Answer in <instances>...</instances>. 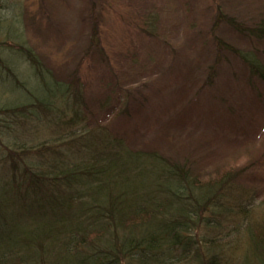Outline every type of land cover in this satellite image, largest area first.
<instances>
[{
    "label": "rangeland",
    "instance_id": "1",
    "mask_svg": "<svg viewBox=\"0 0 264 264\" xmlns=\"http://www.w3.org/2000/svg\"><path fill=\"white\" fill-rule=\"evenodd\" d=\"M218 12L226 21H217ZM0 18V56L21 83L0 77V112L46 100L49 110L0 115V190L11 177L5 145L44 144L58 151V160L66 159L90 131L104 130L131 151L191 159L200 180L222 169L240 170L224 199L233 212V206H249L254 223L264 218V82L244 61L256 60L264 68V39L230 26L264 24V0H2ZM93 22L107 63L90 49ZM215 39L232 53L217 59ZM21 47L43 65L47 88L15 51ZM213 67L214 88L203 87ZM74 80L81 87L80 104L64 94ZM73 130L85 133V140L71 138ZM210 216L203 215L197 232L190 229L200 246L215 236L204 227ZM231 219L221 218L234 257L244 249L246 227L235 231ZM7 238L9 232L0 234V244ZM192 243L197 244L195 237ZM194 252L189 247V254Z\"/></svg>",
    "mask_w": 264,
    "mask_h": 264
},
{
    "label": "trees",
    "instance_id": "2",
    "mask_svg": "<svg viewBox=\"0 0 264 264\" xmlns=\"http://www.w3.org/2000/svg\"><path fill=\"white\" fill-rule=\"evenodd\" d=\"M216 18L226 21L220 12ZM9 24L17 26L14 21ZM95 24L90 49L107 63ZM230 26L244 36L264 39V24ZM214 44L217 59L232 53L223 41L215 39ZM15 51L47 88L37 57L22 47ZM244 61L251 75L264 82V68L256 60ZM6 63L0 56V77L21 85ZM216 72V67L209 68L203 87L214 88ZM64 94L77 104L83 99L77 80L65 87ZM46 101L5 109L0 115L5 119L39 110L49 113ZM72 133L71 138L85 140V133ZM87 137L74 156L59 160L58 151L44 144L29 148L4 144L11 177L0 190V234L9 232L11 238L0 244V264H183L191 257L195 264H264V218L254 223L249 206H233V212L224 199L240 170L230 167L200 180L196 164L186 157L177 160L156 151H131L104 130L90 131ZM205 213L211 218L205 219L204 227L215 236L200 246L196 232ZM218 217L226 222L233 218L235 231L246 227L244 249L234 257L230 230ZM190 229L196 230L194 236ZM189 247L195 250L193 255Z\"/></svg>",
    "mask_w": 264,
    "mask_h": 264
}]
</instances>
